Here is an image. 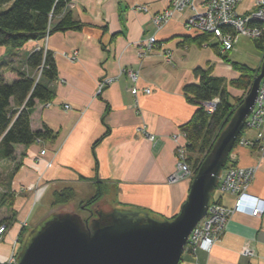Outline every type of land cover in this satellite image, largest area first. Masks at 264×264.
<instances>
[{
    "label": "crops",
    "instance_id": "0c3cea01",
    "mask_svg": "<svg viewBox=\"0 0 264 264\" xmlns=\"http://www.w3.org/2000/svg\"><path fill=\"white\" fill-rule=\"evenodd\" d=\"M171 1H72L73 17L82 27L49 38L48 50L54 53L59 74L54 83L56 97L48 104L38 103L31 120L34 131L48 126L57 138L16 149L13 164L18 169L12 190L17 198L0 244V264L6 263L23 226L29 227L38 200L53 186L71 188L75 196L83 197L101 185L99 205L106 212L124 208L169 218L181 210L190 182H168L178 164L172 137L198 109L187 101L184 88L200 82L196 69H211L212 76L226 80L231 101L242 98L244 91L229 85L239 74L231 62L223 61L221 48L213 47L217 40L182 43L196 37L186 29V12L174 13L160 30L156 27L154 18L169 10ZM258 1L243 0L238 12L253 10ZM153 36L156 43L146 47ZM39 48H45V40L28 44L17 53L18 60ZM73 51L78 52L77 62L65 57ZM168 51L170 62L165 59ZM129 71L139 73L137 87L150 89L149 95H133ZM108 77L118 80L98 93ZM67 105L71 109H65ZM144 129L158 142L149 141ZM255 137L254 131L245 134L248 139ZM43 150L46 154L41 156ZM230 160L238 166L257 167L250 194L264 201V158L258 149L238 147ZM219 200L230 208L236 204L232 195ZM247 250L252 254H246ZM180 264H264V214L253 217L235 212L210 253L186 248Z\"/></svg>",
    "mask_w": 264,
    "mask_h": 264
},
{
    "label": "trees",
    "instance_id": "16d2710c",
    "mask_svg": "<svg viewBox=\"0 0 264 264\" xmlns=\"http://www.w3.org/2000/svg\"><path fill=\"white\" fill-rule=\"evenodd\" d=\"M73 0H0V48L6 54L0 59V159L16 163V149L19 146L30 147L38 141L55 140L57 134L48 126L34 131L31 126L32 114L38 103L48 104L56 97L54 83L58 81V67L54 53L45 48L33 50L24 60H17V53L24 50L32 42L44 41L56 33L80 30L82 25L73 17L71 9ZM211 35H199L187 38L182 43L194 42L198 45L207 43ZM259 50H263L261 41L255 42ZM219 49V44L213 46ZM9 56V57H8ZM224 62H229L226 55ZM230 63V62H229ZM239 74L230 86L244 91L242 98L231 101L225 79L212 76L211 69H196L198 84H190L184 88L185 96L190 104L198 107L192 119L180 128L187 135L186 163L197 173L200 165L212 150L215 142L232 116L243 103L258 74L241 63H230ZM218 99L213 113H209L205 103ZM244 128L238 137L234 150L243 138ZM198 154L199 158L191 157ZM201 156V157H200ZM230 157L224 167L231 165ZM103 197V188L97 185L94 196L82 210L96 209L97 213L106 212L99 205ZM53 208L70 205L75 199L74 190L62 189L54 193ZM14 201L11 203V210ZM87 209V210H86ZM93 216V215H92ZM90 221V220H89ZM8 221H0V228H8Z\"/></svg>",
    "mask_w": 264,
    "mask_h": 264
},
{
    "label": "water",
    "instance_id": "95a60500",
    "mask_svg": "<svg viewBox=\"0 0 264 264\" xmlns=\"http://www.w3.org/2000/svg\"><path fill=\"white\" fill-rule=\"evenodd\" d=\"M263 78L264 58L243 103L200 165L178 215L168 219L115 208L89 221L76 212H52L31 231L16 264H180L193 230L208 213Z\"/></svg>",
    "mask_w": 264,
    "mask_h": 264
},
{
    "label": "built area",
    "instance_id": "2783aa9c",
    "mask_svg": "<svg viewBox=\"0 0 264 264\" xmlns=\"http://www.w3.org/2000/svg\"><path fill=\"white\" fill-rule=\"evenodd\" d=\"M243 0H172L170 9L156 16L154 22L160 30L163 24L168 21L174 13L186 12V29L194 35H211L217 40L221 51L227 53L234 51L241 38L252 41H261L264 48V0H259L255 8L245 14L238 12V7ZM146 10V9H145ZM156 37L149 39L146 47H152L156 43ZM78 52H76L77 55ZM69 60H73V55H65ZM72 58V59H71ZM166 61H171V53L165 54ZM129 78L134 82L132 93L139 96L137 81L139 73L128 72ZM118 79L115 77L105 78L99 85L98 93L104 88L114 84ZM145 92L151 93L150 89ZM218 99L205 103L204 107L209 113H213L218 104ZM70 109V106H65ZM245 129L256 132L254 139L242 138L240 145L248 148L258 149L261 157L264 158V78L261 81L258 97L251 115L245 123ZM145 137L157 143V138L145 129L142 131ZM177 145V168L170 175L168 182L177 184L180 181L190 180L195 176L194 171L186 163L187 160V135L180 133L173 136ZM42 141H38L40 143ZM43 150L41 155H45ZM257 167H242L234 163L224 167L221 171L217 187L214 192L208 213L204 219L193 230L186 248L192 253L197 249H202L210 253L216 244L222 239L226 232L228 223L235 212L247 213L253 217H261L264 214V201L250 194L254 175ZM224 195L236 197V204L230 208L219 200ZM250 203V208L246 205ZM26 226V224L24 225ZM5 227L0 228V236L4 233ZM246 254L251 255L250 250ZM15 262L13 257L12 263Z\"/></svg>",
    "mask_w": 264,
    "mask_h": 264
},
{
    "label": "rangeland",
    "instance_id": "374dc122",
    "mask_svg": "<svg viewBox=\"0 0 264 264\" xmlns=\"http://www.w3.org/2000/svg\"><path fill=\"white\" fill-rule=\"evenodd\" d=\"M50 37L51 36H48L45 39V50H48V41H49ZM255 42L256 41H252V40H249L246 38H241L234 51H230V52L223 53V54L224 55L227 54V60L231 63L237 62V63H241V64H246L250 68H253V69L255 68V69L259 70L260 66L262 65L263 58H264V48L262 51L259 50L256 47ZM219 47H220V45H219ZM1 55L2 56L4 55L3 49L0 50V57H2ZM65 55H73L72 57L75 58L73 60H69L65 56L71 62H77L79 60V55H78V53L76 55V51H73L72 53L65 54ZM16 61H18L19 63H22V62H20V60H18V58ZM138 80H139V78H138ZM137 83H138V81H137ZM145 90L146 89L141 91L139 89V95L141 93H144L145 95H149L148 92H145ZM65 109H66V107H65ZM248 132H251V131H248ZM245 134L243 136L244 138H245ZM241 140H242V138H241ZM241 140L239 141L238 147H244V146L240 145ZM157 142H158V140H157ZM41 154H42V151H41ZM41 156H44V155H41ZM191 157H194V159L199 158L198 154H195ZM17 169H18L17 164L14 165L12 162L0 159V221L1 220L2 221H8V222L11 221V218H7V217L11 216V213H12L11 209H10L11 203L14 200H16V198H17V195L12 190V179H13V176H14ZM255 175H256V173H255ZM255 175H254V177H255ZM194 177L195 176H193L189 180L190 185H191V182L194 179ZM253 180H254V178H253ZM184 181H188V180H184ZM62 189L58 188V186H56V187L53 186L52 188H50L49 192L47 193V195L44 198H42L41 200H38V202L34 206V213L31 217L29 227L23 226L21 233L19 234L17 240L13 243V245L10 249V252H9L10 254L8 255V258H7L5 264H11L13 257H15V262L13 264H16L17 259H18L19 255L21 254L23 247H24L31 231L34 229V227L38 223L41 222V220H43L45 217H47L52 212H59V211L65 212V213L66 212L67 213L68 212H76L77 214L81 215L84 220H92V219L96 218V213H95L96 209L94 207H92V208L90 207L91 210H87V209H86L87 211L82 210L86 207V205H88L89 201L94 196L95 192H92L90 195H89V193H87V195H85L83 197H80V195H78V197L75 196L74 201L68 206H62L61 208H58V207L53 208V204L55 203L54 193L59 192ZM213 197H214V193L212 195V198ZM185 201H184V203H185ZM120 209H124V208H120ZM128 210H130V209H128ZM138 211H142V210H138ZM144 212H147V211H144ZM179 212H177L175 215L169 217L168 219H172L173 217L178 215ZM154 216L163 218V217L158 216V215H154ZM8 228H9V226H8ZM7 229L5 228L4 233H2L0 236V244L3 241L4 235L6 234Z\"/></svg>",
    "mask_w": 264,
    "mask_h": 264
},
{
    "label": "flooded vegetation",
    "instance_id": "af4514ba",
    "mask_svg": "<svg viewBox=\"0 0 264 264\" xmlns=\"http://www.w3.org/2000/svg\"><path fill=\"white\" fill-rule=\"evenodd\" d=\"M81 216V215H80Z\"/></svg>",
    "mask_w": 264,
    "mask_h": 264
}]
</instances>
